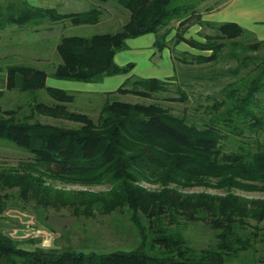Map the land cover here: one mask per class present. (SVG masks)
Instances as JSON below:
<instances>
[{
    "label": "trees",
    "instance_id": "obj_1",
    "mask_svg": "<svg viewBox=\"0 0 264 264\" xmlns=\"http://www.w3.org/2000/svg\"><path fill=\"white\" fill-rule=\"evenodd\" d=\"M114 1L128 13L121 29L62 37L56 46L60 62L52 73L55 78L97 82L127 74L134 64H117L115 53L126 48L127 38L149 32L155 35L158 51L179 42L209 51L193 54L194 61L186 60L184 52L176 55L182 64L212 63L225 54L236 61L225 72H246L223 85L216 96L206 97L211 104L196 103L190 114L186 108L173 113L170 106L160 103L161 99H189L183 88L188 85V73L177 84V76L161 79L130 74L115 90L106 92L94 119L69 110L73 94L47 85L44 69L7 65L6 90H44L52 102L35 99L13 108L0 107V140L29 154L17 165L0 166V215L8 205H19L18 200L22 207L30 202L36 210L38 206L68 207L88 217L119 209L127 213L138 240L129 227L133 243L137 242L134 248L86 254L70 245L24 248L20 240L0 229V264H264V197L233 191H264V39H255L235 22L202 20L191 5L172 4L173 0ZM100 7L60 14L23 2L19 9H7L14 14L9 12L5 22L22 26L31 18L50 16L69 18L76 25L95 24ZM175 20V33L167 39ZM193 20L215 32L201 31L204 40L185 37ZM5 22H0V29ZM173 84L177 96H160ZM118 94L153 101L129 102L117 98ZM38 115L76 125L45 123ZM47 179L86 188L66 191ZM104 184L106 189H89ZM201 186L221 192L189 190ZM197 221L213 229L212 245L196 248L185 239L184 228Z\"/></svg>",
    "mask_w": 264,
    "mask_h": 264
},
{
    "label": "rangeland",
    "instance_id": "obj_2",
    "mask_svg": "<svg viewBox=\"0 0 264 264\" xmlns=\"http://www.w3.org/2000/svg\"><path fill=\"white\" fill-rule=\"evenodd\" d=\"M186 0H173L172 4H183ZM100 2V1H99ZM110 4L116 5L120 13L117 15L111 12V20L108 22H101L96 24H86L83 26H69V28L62 31V37L68 35H81L89 37L96 33L116 32L121 29L122 25L127 21L128 13L114 0L109 1ZM106 5H109L108 3ZM105 5V6H106ZM93 7H97L93 5ZM92 6L90 8H93ZM117 8V9H118ZM89 10V9H88ZM14 12L7 10L4 4L0 2V22H5V17ZM18 15V12H15ZM191 13V12H189ZM201 17V16H200ZM195 19V18H194ZM195 21V20H193ZM58 24L59 21L53 20L50 16H39L31 18L22 25V28L18 31L15 30L12 35V40L1 42L0 51L7 49L8 47H14L17 54H9L7 57H0V66L16 62H24L22 64L29 65L26 61H23L18 53L36 49L38 47H45V56L40 62L30 63L32 66L42 68L47 72L46 84L50 86H56L67 90L73 94L74 99L68 104V109L73 111L84 112L92 118H97L100 108L106 99V92L115 90L120 85V78H110L105 80L104 77L101 81L97 82H74L69 80H61L55 78L52 73L56 65L60 62V56L57 50L54 48L56 38L50 37L42 41H35L32 39L36 36L35 30H43L44 26L48 24ZM173 23V22H171ZM11 23L5 22L4 26H10ZM172 27V24H171ZM172 29V28H171ZM214 33L211 28L201 27L199 34ZM252 35L255 39L258 38L253 32ZM203 38V36H201ZM133 38V37H129ZM128 38V39H129ZM204 40V38H203ZM173 46V44H172ZM174 49V47H173ZM179 50V49H178ZM177 50V51H178ZM175 51V55L183 56L185 53L186 60H192V53L179 50ZM181 51V52H180ZM119 52V51H118ZM184 52V53H183ZM264 52V49L261 50ZM117 53V52H116ZM183 53V54H182ZM198 53L208 54L209 51H201ZM174 58V57H173ZM127 59L126 62H128ZM173 60V59H172ZM194 61V59L192 60ZM126 63L120 64L124 65ZM173 64V63H172ZM236 61L230 59L225 54L221 56L216 62H209L203 64H176L177 72L172 69V76H177L176 84L179 83L188 73V85H184L183 88L189 94L187 101H169L161 99L160 103L164 106H170L173 113H182L185 108L188 114L193 112V107L196 103L202 102L203 104H211L212 100L210 95L216 96L215 93L225 84L237 79L242 75L245 69H241L239 74H229L225 72L226 69L234 67ZM141 65L138 63V67ZM190 67L189 69H187ZM214 79H209V76H213ZM196 77V78H195ZM125 80V79H124ZM123 80V81H124ZM122 81V82H123ZM116 85V86H115ZM106 89V90H105ZM200 93V95H198ZM179 93L176 90L175 85L170 86V90L163 95L177 96ZM117 98H120L129 102L142 101L145 103L153 101L152 99L142 98L131 94H118ZM41 100L47 103L52 102V98L49 97L44 90H37L35 92H20L17 89L6 90L3 95H0V107L13 108L18 104L32 102L33 100ZM184 109V110H183ZM37 119L42 122L57 125L73 126L75 122L68 121L62 118H54L47 115H38ZM264 137V135L262 136ZM261 137V138H262ZM1 141V140H0ZM0 143V166L3 165H17L20 160H26L28 158L20 148L16 147L12 143L1 141ZM5 143V144H3ZM47 182L54 187L65 189L66 191L78 190L86 188L76 184H65L61 182H52L47 179ZM147 187H156L157 185L142 183ZM108 187L107 184L91 186V190H102ZM190 191L205 190L208 192H221L217 189L205 188V187H193ZM233 191L239 195L245 197H264V191H244L240 189H233ZM19 205H8L0 215V229L14 239L21 241V246L24 248L32 249L36 246L41 247H66L72 246L78 251L84 253L89 252H109L113 250H130L134 248L137 242L134 244V233H131L129 227H132L135 234V228L127 218V213L124 210L113 211L105 215L96 213L93 216L76 215L72 213V210L68 207L54 208L51 206H38L36 207L32 202L27 203L22 207L23 202L18 200ZM185 239L193 247L202 248L212 245L215 241L214 231L210 227L206 226L202 221L188 222L183 230ZM136 239L138 236L136 234Z\"/></svg>",
    "mask_w": 264,
    "mask_h": 264
},
{
    "label": "crops",
    "instance_id": "obj_3",
    "mask_svg": "<svg viewBox=\"0 0 264 264\" xmlns=\"http://www.w3.org/2000/svg\"><path fill=\"white\" fill-rule=\"evenodd\" d=\"M0 2L4 4L6 9L15 7H18L17 9H19L21 3L27 2L32 6L53 9L60 14L87 11L88 9H91V6L93 7V5L97 4V6H101V14L98 20L99 23L111 20V12L116 15L117 12L120 13V10L116 7V5L110 3H108L109 5H106L107 3H100L99 0H0ZM183 4L191 5L192 9L195 10L196 14L201 16L202 20L212 22H235L245 29L253 32L258 38L264 39V0H186ZM108 9L111 12H109ZM57 20L59 21L58 24H48L47 26H44L42 31L35 30L36 36L32 37L34 42L37 40L43 42L47 38L55 37L56 42L54 48L56 49L63 30L69 28V26L86 25L73 24L69 18H60ZM177 23V20L172 23V29L167 36V39L175 33ZM21 28L22 26L14 23H11L10 26H3V28L0 29V44L1 42L6 43L8 39L12 40V35L15 30L18 31ZM200 29L201 26L199 23L192 21L184 32V36L192 37L196 40H203L201 35L198 33ZM154 41L155 35L151 32L134 36L133 38H127L126 48L115 53L114 61L120 65L127 63V59H131L128 60V62H132L134 64L133 68L127 74L112 75L111 77H107L105 80L110 78H120V81H123L130 74L140 77H157L161 79L172 77L174 73H172V69L177 72L178 67L176 69V64H182L176 58V55L172 53L173 47L176 52L181 50L192 54H198L199 51L185 42H179L173 46L171 43H168L167 46L158 51ZM44 49V46L38 47L29 51V54L25 53L27 52L26 50L18 53V55H20L19 57L23 59V61L32 65L30 63L42 61L45 56ZM11 53L17 54L14 47H8L7 49L0 51V57L5 58ZM22 63L24 62H16L15 64ZM138 63L141 65L140 67H138ZM7 65L12 64L8 63L0 66V91H6L5 67Z\"/></svg>",
    "mask_w": 264,
    "mask_h": 264
}]
</instances>
